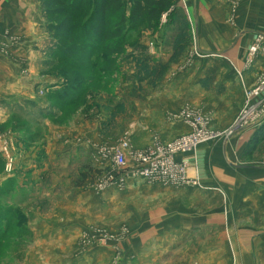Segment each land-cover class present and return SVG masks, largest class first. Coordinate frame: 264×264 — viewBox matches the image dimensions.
Here are the masks:
<instances>
[{"label":"rangeland","instance_id":"374dc122","mask_svg":"<svg viewBox=\"0 0 264 264\" xmlns=\"http://www.w3.org/2000/svg\"><path fill=\"white\" fill-rule=\"evenodd\" d=\"M29 1L25 14L14 16L10 27L0 28V212L9 215L12 209L15 214L12 222L3 221L0 227L4 232L0 236V264H128L137 259L133 244L141 241L138 235L166 243L168 222L182 214H176L178 210L194 215L200 202H216L207 209L208 214L221 209L224 217L227 213L233 217L236 209L231 200L243 192L237 186L232 197L225 185H220L232 182L224 169L217 168L222 175L217 176L221 179L217 185L212 181V185L203 187L208 190L187 194L185 191L194 186L142 179L136 182L130 172L134 167L129 153L176 144L193 132L188 124L186 133L177 134L166 144L150 141L147 135L150 128L157 130L160 125L159 109H152L156 107L154 102L172 89L202 88L209 98L213 94L221 100L218 116L213 115L216 111L205 112L198 105L184 109L190 116L206 120L205 145L233 137L244 127L258 131L261 123L264 125V110H260L264 108V0H177L176 13L170 18L163 15L156 32L143 29L131 34L124 54L110 57L84 49L82 58L88 61L79 56L70 59L69 52L64 54L65 47L71 46L57 38L60 29L50 28L46 4ZM126 1L128 14L131 4ZM2 12L0 6V18ZM26 34L32 40L27 41ZM240 51L246 68L243 65L237 71L231 58ZM4 61L11 62L15 75L41 77L47 84L28 92L3 87L1 76L10 75ZM107 61L115 62L111 65ZM254 65L256 72L247 77V98L240 111H228L233 94L226 92L228 84L223 89L219 85L233 72L238 75L231 82L234 88H241L239 78L246 77L248 68ZM194 68L207 69V77H197L199 85L191 75ZM13 80L10 75V85ZM27 81L19 80L16 86ZM184 110L175 112L176 120L187 123L182 117ZM55 141L64 147V161L59 167L55 165V151L52 158L48 150ZM126 141L130 168L109 169L107 151ZM259 147V152L248 147L239 162L230 160L232 166L228 167L251 169L254 154L263 158L264 143ZM195 152L165 155L164 163L174 170L180 168V174H174L183 176L187 162L181 159ZM186 170L189 178L188 165ZM108 173L112 180L107 178ZM208 177L210 180L211 175ZM207 191L215 196L205 200L202 195ZM173 203L181 204L173 207ZM226 224L224 220L222 226L227 228ZM262 231L263 227L251 228L246 240L240 242L253 252L255 264H264V250L251 247L250 240ZM48 232L52 233L49 238ZM220 238L214 234L200 246L192 241V254L204 252L203 248L215 245ZM93 253L100 258L90 260ZM86 258L89 260L84 261ZM186 264H197V260Z\"/></svg>","mask_w":264,"mask_h":264},{"label":"crops","instance_id":"0c3cea01","mask_svg":"<svg viewBox=\"0 0 264 264\" xmlns=\"http://www.w3.org/2000/svg\"><path fill=\"white\" fill-rule=\"evenodd\" d=\"M29 2V0H0V6H2L3 9V15L2 18H0V28L10 27V21L12 20V18H14V16H16L17 14H25V9ZM29 28L32 29V27ZM28 34H26L28 38L26 36L25 37L27 41H30L32 40V37ZM245 48L248 49V47ZM215 57L220 58V56ZM255 63H259V61H256ZM231 64L235 67V70L237 69V71L238 69H242L243 65L245 67L244 53L240 51L236 54L235 57L232 56ZM4 65L6 69H9V74L14 80L10 85V75H2L1 78H3L4 80L3 87H9L10 90L17 92H28L32 91V87L34 86L47 84V82L44 81V79L42 80L41 77L39 78L33 76L31 78L23 77L21 75H15L14 72L16 70L14 66L11 65L10 61H4ZM245 68L244 73L246 72ZM255 72L256 65H254L250 69L248 68V71L245 74L247 75L246 77L242 76L241 79L239 78L240 82H242L241 88L239 87L240 85L234 88L235 83L231 82V80L233 81L238 74L236 75L233 72H231V74H228L226 81L219 85V88L221 87L220 89H223L225 87V84H228L226 92H231L233 94L228 101V106H230L228 111H240L245 98H247L245 97L244 90V85L246 86L250 83L249 80H247V77L251 74L254 75ZM192 74L196 76L195 83L199 85L197 77L200 76L199 80L204 76L207 77V69L200 70L199 68H194L191 71V75ZM25 78L28 81L25 82L24 85L21 83H17L16 86L17 81ZM191 87V90L187 88H185L184 90L179 88L168 90L167 94H163L164 97H161L154 102L156 104V107H152V109H159L158 116L160 117V125L156 126L157 130L150 128V130L147 131V135H149L150 141L156 140L161 144H166L169 139L173 137L175 139V137H177L178 135L186 133L189 125L184 120H180V122L179 120H176V118L178 117H176L175 112L180 110L182 111L185 108L189 109V105H193V107H196L198 105V107H201V110H205V112L209 110L216 111L215 113H213V115H217V111L219 109L218 103H221V100L218 97L214 98L215 96H213V94H211L212 97L209 98L210 96L208 95L207 90H204L202 88H194L193 86ZM215 92L218 93L219 90H215ZM195 95H198L199 97H196ZM185 96H187L188 98H186ZM227 96L228 94L225 96V98ZM176 104H179V107L176 106ZM186 104H188V106H185ZM213 105H215L214 109L211 108L213 107ZM262 109L264 110V108L261 107L260 110ZM187 113L189 112L184 110L182 116ZM261 120L262 119H260L259 121ZM216 127L217 126L215 125V120H213L212 128L215 130L217 129ZM246 128L247 127H244L242 128V130H238L239 132L237 131V134L233 137L229 136L226 139H223V137L220 138L218 141L220 142L219 144L218 142L212 144L210 143V145L204 144L205 146L201 147V149L195 152V154H187L185 160H183V158L181 159V162H187L189 168V177L197 179L199 181V184L202 186L200 188H195V186L188 188L185 191V193L187 194H191L193 192L197 194V191L208 190L203 187H206L207 184L212 185L209 184L212 181H216L217 185L221 181V179L217 176H222L221 173L219 174L220 171H217V168H222L227 171L225 175L232 177V182L230 184L221 183L220 185H225V190L227 192H230L232 194V197L234 196L233 193L238 190L236 188L237 186L242 187L241 191L243 192L241 197L235 195V198L231 200V203H235V215L233 217L231 216L230 218L227 213L225 215L226 217H224L222 213H219L221 212V209H218L216 213L215 211H213L211 214H208L207 209H209L216 202H200L199 209L194 215H192V213L188 210H186V213L185 211L181 212L180 210H178L176 214H182H180V216L178 217H175L174 220H169L168 222L167 229L169 230L167 231V241L165 243L168 245L164 247L165 244L161 243L159 239L156 240L154 237H152L151 241H148L147 238H142L141 235H138L137 240L141 241H137L136 244H133V248H135L133 249V251H135V258L137 259H135V262L128 261V264H183V261L184 264H186L187 262H190L192 260H197V264L256 263L253 252L247 250V248L242 247L240 242H244L246 240V238L248 237L246 232L250 231L251 228L263 227V231L261 233H258L250 240V246L254 248L259 247V249L264 250V155L263 158H259L258 153L254 154V162L250 164L253 166L251 169H247V167L244 168V166H242L243 168L240 167L241 169H238L237 166H235L237 168L232 169L228 167V165L232 166V164H230V160L232 161L234 159L235 162H239V156L243 154V151L249 150L248 147L254 149L253 141L255 138L254 135L256 134V129L253 128L246 130ZM222 142L223 144H221ZM54 144L55 145L49 147L48 150L51 151L52 158L54 156V153H52V151H55V165L56 167H59L64 161V147L58 141H55ZM259 149L260 148H255V150L258 152ZM59 156L60 158H58ZM209 175H211L210 180L208 177ZM135 181L139 182L141 180L137 179ZM230 193L229 196L231 197ZM209 196L214 197L215 194H208L207 191L206 193H204V195H202L205 200H207ZM180 204L181 203H173V207L179 206ZM224 220L227 224H229L225 225L227 226V228H224V226H222ZM250 225L251 228L247 227ZM230 228H233V231H229ZM51 234V232H48L46 235L47 238H49L48 235L51 236ZM214 234L216 236H222V238L219 239V242H217L215 245L213 244L209 248L201 247L205 249V251L201 252L200 254H192V241L196 246H200V243L207 238L210 241ZM144 239L146 240L144 241V244H142L141 242ZM203 244L201 246H203ZM138 246H141L140 248L142 249H140ZM195 248L196 247H194V249ZM110 250L111 249H107V254H111ZM228 250H230L231 253ZM221 254H224L223 258H221ZM90 256L91 257L89 258L92 261L93 258H100L99 256H94V253ZM86 260L89 259L86 258L84 261Z\"/></svg>","mask_w":264,"mask_h":264},{"label":"trees","instance_id":"16d2710c","mask_svg":"<svg viewBox=\"0 0 264 264\" xmlns=\"http://www.w3.org/2000/svg\"><path fill=\"white\" fill-rule=\"evenodd\" d=\"M42 1L46 4L50 28L55 31L60 29L61 33L57 34V38L63 44L71 46L65 47L64 54L69 52L70 59L79 56L82 60L87 59L82 58L84 49L95 53L104 52L110 57L124 54L132 33L143 29L156 32L163 15L168 14L167 17L170 18L176 13L177 6V0H130L131 6L127 14L126 0ZM81 45L85 47H76ZM114 62L107 61L111 65ZM256 134L253 146L261 148L259 145L264 143L263 124ZM8 212L9 215L0 212V227L3 221L12 222L15 218L12 209ZM1 230L0 228V236L4 233Z\"/></svg>","mask_w":264,"mask_h":264},{"label":"built area","instance_id":"2783aa9c","mask_svg":"<svg viewBox=\"0 0 264 264\" xmlns=\"http://www.w3.org/2000/svg\"><path fill=\"white\" fill-rule=\"evenodd\" d=\"M255 49L251 51V54H254ZM183 119H187V124H189L193 128V132L184 137L183 141L178 142L176 144H170L168 146L157 145L146 152H130V158L132 166L134 169L130 170L131 175L134 176V179H142L146 182L157 183L160 181H165L167 184H171L174 186H200L198 181L190 180L186 175V166L183 168V176H177L175 174H180V168L173 169L172 167L168 168L165 165L164 157L165 155H179L180 153H189L195 152L198 146H193L194 144H204L207 142L208 133L205 130L206 120L202 117H193L190 116L189 113L184 114ZM181 117V118H182ZM186 122V121H185ZM189 146V150L183 149V146ZM129 144L126 141L120 147L116 149H112L107 151V165H109V169H128V150ZM175 173V174H174ZM109 173L107 174V178L112 180L113 177H109Z\"/></svg>","mask_w":264,"mask_h":264},{"label":"bare ground","instance_id":"6f19581e","mask_svg":"<svg viewBox=\"0 0 264 264\" xmlns=\"http://www.w3.org/2000/svg\"><path fill=\"white\" fill-rule=\"evenodd\" d=\"M245 118V117H244ZM244 120V119H243ZM244 125V124H243ZM189 146H191V145H185V146H183V149H186V150H189ZM193 146H198L199 147V144H194ZM197 147V148H198ZM135 179H137V178H135ZM189 179L190 180H192V181H198L197 179H194V178H191V177H189ZM200 185V184H199Z\"/></svg>","mask_w":264,"mask_h":264},{"label":"water","instance_id":"95a60500","mask_svg":"<svg viewBox=\"0 0 264 264\" xmlns=\"http://www.w3.org/2000/svg\"><path fill=\"white\" fill-rule=\"evenodd\" d=\"M215 55V54H214ZM215 56H218V55H215ZM219 57V56H218Z\"/></svg>","mask_w":264,"mask_h":264}]
</instances>
